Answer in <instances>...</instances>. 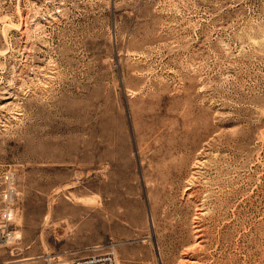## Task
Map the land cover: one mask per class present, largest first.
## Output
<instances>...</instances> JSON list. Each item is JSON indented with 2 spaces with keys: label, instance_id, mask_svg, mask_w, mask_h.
<instances>
[{
  "label": "rangeland",
  "instance_id": "rangeland-1",
  "mask_svg": "<svg viewBox=\"0 0 264 264\" xmlns=\"http://www.w3.org/2000/svg\"><path fill=\"white\" fill-rule=\"evenodd\" d=\"M0 264H264V0H0Z\"/></svg>",
  "mask_w": 264,
  "mask_h": 264
},
{
  "label": "built area",
  "instance_id": "built-area-1",
  "mask_svg": "<svg viewBox=\"0 0 264 264\" xmlns=\"http://www.w3.org/2000/svg\"><path fill=\"white\" fill-rule=\"evenodd\" d=\"M7 186L2 190L1 201L3 207L0 213V245L8 237L15 236V231L11 227V222L14 219V189L11 185V177L6 174L4 176ZM47 264H55L52 258H48ZM72 264H118L116 257L111 252H98L86 256L77 257Z\"/></svg>",
  "mask_w": 264,
  "mask_h": 264
}]
</instances>
